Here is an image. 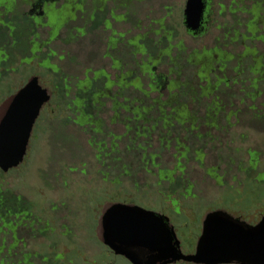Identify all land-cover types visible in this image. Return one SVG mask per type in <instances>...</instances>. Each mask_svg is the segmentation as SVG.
<instances>
[{"label": "trees", "instance_id": "obj_1", "mask_svg": "<svg viewBox=\"0 0 264 264\" xmlns=\"http://www.w3.org/2000/svg\"><path fill=\"white\" fill-rule=\"evenodd\" d=\"M14 1L0 0V54L5 56V63L0 65V90L10 88L12 71L18 72L20 67L29 65L24 61L34 62L32 46L41 35L38 33L41 20L24 12L27 36L23 41L13 38L12 30L17 29L13 14L19 6ZM119 1H122L127 12H118L114 7L118 3L116 0L102 11L92 8V13L91 9L72 14L70 9L73 6L65 4L61 10L51 14L50 24L47 25L58 31L55 41L61 43L65 50L60 55L59 51L49 48L46 55L49 58L53 53L59 54L58 61L62 66H52L50 60L46 59L44 62L53 69L51 73L57 81L53 99L59 104L58 111L65 115L62 118L69 123L76 118L83 126L90 124L82 133L91 137L93 145L98 142L104 146L101 150L110 157L105 161L111 162L107 163V168H118L122 177L130 178L132 172L134 176L136 165V172L147 173L146 166L141 162L144 158L152 159L153 166L160 169L156 177L162 183L176 185L183 181L193 185L189 179L183 178L187 176L191 155L202 167L211 162L226 163L220 158L229 151L232 153L228 157L231 164H234L232 156L243 159L237 167L243 180L260 184L259 179L264 177V152L259 147L250 148L247 142L252 132L264 137V52L259 54L251 47L253 42L264 43V0L254 1L251 8H244L248 0H233L237 7L235 10L220 5V17L226 13L234 20L237 13L244 19H235L232 25H216L219 31L228 26L223 30V37L200 49L189 48L187 41L180 38L182 34L176 33L175 27L167 25L171 12L168 7L164 8V16L158 19L146 16V24L142 28L145 21L139 19L138 10L134 13L136 21L131 20L132 14L128 12L130 0ZM143 1L146 0H138L137 4ZM238 5L242 7L238 8ZM207 15L206 30L197 35L187 30L183 17L181 29L184 37L191 41L206 37L214 26L210 25L214 15L211 6ZM151 22L154 25L149 29ZM124 26L125 30L122 29ZM67 32L71 34L69 38H66ZM47 35L45 44L49 46V31ZM114 36L117 39L113 50L109 46L106 48L107 41ZM221 40L223 44H219ZM247 42L250 43L248 46ZM236 45H244L241 55L234 54L233 47ZM120 51H123L121 56L118 55ZM80 54L83 55V81L78 75L67 72ZM248 58L253 63L250 70L245 72ZM105 66L114 71L109 74L114 80H109L106 85ZM94 74L95 77L91 79L90 76ZM135 100H138V105ZM109 103H115L117 108L111 109ZM185 118L187 121H184ZM136 120L138 131L129 125V122ZM204 123L213 124L216 128L218 142L210 144L205 141V131L201 130ZM110 124L117 125L116 133ZM239 127L245 133L240 135L233 131ZM121 128L129 130L123 132ZM103 136L109 141L107 145L99 138ZM222 136L226 142L222 141ZM110 137H115V141ZM237 140H242L247 146L235 149ZM155 144L158 149H154ZM174 144L179 145L176 154L173 152ZM180 148H184V151H180ZM219 164L215 167L220 168ZM163 165L165 169H161ZM227 169L231 173L232 169ZM216 178L222 183L219 177ZM181 186L177 185V188ZM32 211V203L25 198L3 187L0 189V264H18L10 258L15 255L24 258L20 264H37V255L25 254L24 246L18 248L20 244L24 245V241L18 237L19 232L34 234V229L27 222L11 218L24 213L30 215ZM9 239L12 244L8 246Z\"/></svg>", "mask_w": 264, "mask_h": 264}, {"label": "rangeland", "instance_id": "obj_2", "mask_svg": "<svg viewBox=\"0 0 264 264\" xmlns=\"http://www.w3.org/2000/svg\"><path fill=\"white\" fill-rule=\"evenodd\" d=\"M254 1L256 0H248V3H244V8H251ZM130 2L128 12L132 14V22L136 21L134 13L137 10L140 13L139 19L145 21L146 16L154 19L164 16V8L168 7L171 12L166 21L167 25L175 27V32L182 34L180 38L186 40L191 49L210 46L215 39H221L223 30L228 26L222 27V31H219L216 25H232L235 19H244L237 13L234 20L226 13L223 17L218 15L220 5L224 8L231 7L232 10L237 9L233 0H210L211 11L214 14L210 25L214 26L206 37L191 41L184 37L183 29H181L187 0H146L141 4H137L138 0H130ZM88 3L92 4L93 0H88ZM19 4L13 14L17 29L12 30V33L13 38L23 41L28 33V27L23 23V13L28 11V7L25 3L19 2ZM70 5L76 6L75 4ZM238 6V8L242 7ZM114 7L119 13L127 12L122 1L118 0ZM42 22L45 20L43 19ZM145 24L146 21L142 28ZM152 25L154 24L151 22L148 28L150 29ZM39 28L38 33L41 35L37 43L42 50L37 55L38 59L30 65L20 67L18 74L14 77V83L8 86L10 88L0 90V105L9 92L17 91L18 87L21 88L31 77H38L44 87L52 93L55 92L56 78L49 70L51 67H47L48 63L44 60L47 59L49 48L59 51L61 55L65 47L56 41L46 46L48 29ZM122 29L125 30V26ZM70 36L71 34L67 32L66 38ZM219 44H223L222 40ZM248 44L250 43L247 42V46ZM10 45H13L12 42ZM251 47L255 48L259 54L264 52L263 42H253ZM233 51L235 55H241L244 45L243 47L236 45ZM122 54L123 51H120L118 55ZM82 59L83 55H78V58L73 61L74 65H70L67 72L78 75L83 81ZM24 62L31 63V61ZM50 62L62 66L58 58L54 61L51 59ZM252 63L251 58L246 59L245 72L250 70ZM233 65L236 67L235 62ZM83 88L81 85V89ZM53 101L57 102L56 99ZM135 103L138 105V100H135ZM63 116L65 117L61 114V110L53 116L50 115L49 110L46 111L36 126L25 162L8 174L0 170V189L3 187L10 190L33 205L32 214L24 213V215H15L11 218L18 222H27L28 226L34 229V234L27 231L19 232L18 237L24 241V245L20 244L18 248L24 246L25 254L37 255L38 257H35L37 264H130L127 260L111 254L97 237L98 223L103 208L108 203L133 204L154 213H160L162 210L167 211L168 214L170 212L172 223L180 226L176 228V233L185 254H191L194 251L200 235L198 226L207 213L224 210L233 217L250 224L257 222L259 215L264 214V177L259 179L260 184H255L253 180L245 182L243 175L237 170L239 161L243 160L240 156H232L234 164H231L228 157L232 153L227 151L228 154H223L220 158L226 160V163L211 162L201 167L191 155L192 160L190 159L191 164L187 169V176L183 178L184 180L189 179L197 187L190 197L185 198L181 195L184 194L186 187L184 185H187V182L182 181L176 184L182 186L180 189H175L159 181L156 177L158 170L149 174L136 172L138 167L136 165L135 175L133 176L132 172V177L126 178L120 176L118 168H107V166L100 165L93 154L103 149V146L97 142L91 149L87 141L89 135L75 128L72 123L62 118ZM239 128L233 131L240 135L245 133L241 127ZM99 138L105 141L106 145L108 144L107 137ZM236 142L235 149H244L247 146L242 140ZM247 143L250 148L259 147L264 152L262 135L252 132ZM154 149H158V145L155 144ZM218 164L220 168L215 167ZM165 167L163 165L161 169ZM228 167L232 169L231 173H228ZM215 176L219 177L222 183L220 180L218 182ZM233 178H236L235 182ZM243 181L245 183L240 185ZM169 195L172 196L170 200L178 201L179 208L176 205L171 206L170 203L166 204L165 201H168ZM11 244L12 241L9 239L7 245ZM10 258L12 262L18 264L24 259L16 255Z\"/></svg>", "mask_w": 264, "mask_h": 264}, {"label": "water", "instance_id": "obj_3", "mask_svg": "<svg viewBox=\"0 0 264 264\" xmlns=\"http://www.w3.org/2000/svg\"><path fill=\"white\" fill-rule=\"evenodd\" d=\"M204 0H187L188 31L202 30ZM37 77L0 106V170L18 169L25 161L34 126L51 101ZM97 237L116 257L130 264H264V216L256 226L219 210L206 215L195 252L186 255L169 219L136 205L110 203L103 209Z\"/></svg>", "mask_w": 264, "mask_h": 264}, {"label": "flooded vegetation", "instance_id": "obj_4", "mask_svg": "<svg viewBox=\"0 0 264 264\" xmlns=\"http://www.w3.org/2000/svg\"><path fill=\"white\" fill-rule=\"evenodd\" d=\"M63 0H15L14 2H15V5L16 4H19V2H22V3H25L26 5H27V7H28V11H27V13L28 14H30V15H33L34 17H35V19H39V20H41L39 23H38V25H39V27H41V28H45V29H48V31H49V33H50V43L51 42H54L55 40H56V38L55 37H57V34H58V31H55L53 28H52V26L51 25H47V24H50V16H51V14L52 13H55V12H57V11H59V10H61L62 8H63V6L65 5V4H68V5H70V4H75L76 6H74V8H71L70 9V12H72V14L73 13H76V11H78V13H81V12H84V11H88V10H91L92 8L94 9V10H98V11H102L103 9L105 10L106 9V7L108 6V4H110V3H112L113 1H116V0H93V3L91 4H89L88 3V0H77V1H73V3H71L72 1L71 0H64L63 2H62ZM205 1V3H206V11H205V15H204V20H203V24H202V30H201V32H204L205 30H206V27H207V25H208V9H209V6H210V0H204ZM80 3H82L81 4V6H80ZM20 5V4H19ZM17 6V5H16ZM81 7V8H80ZM92 9V11H91V13L94 11ZM185 11V10H184ZM45 20V22H42V20ZM48 34V33H47ZM116 39H117V37H113V39H110L109 41H107L108 43H107V45H106V48H108V46H109V48H111L112 50H113V45H115V42H116ZM47 40H48V38H47ZM37 42V41H36ZM47 42V41H46ZM40 45L39 44H37V43H34L33 44V46H32V50H33V52H32V57H35V59H34V62H35V60H37L36 58L38 57L37 55L40 53V51L42 50L41 49V47H39ZM49 53H51V51H49ZM5 56L4 55H1L0 54V65H1V63L2 64H4L5 63ZM56 58H59V56H57V54H55V53H53V55L51 54L50 56H49V58H47L46 60H53L54 61V59H56ZM110 61H111V63L114 65V61H113V58H111L110 59ZM33 62H31V63H29V65L30 64H32ZM43 63V62H42ZM49 64L50 65H54L53 64V62L51 63L50 61H49ZM40 67H41V65H39ZM218 67V66H217ZM103 70H104V75H105V85L107 84V82H109V80L112 82L113 80H114V78L111 76L110 77V75L114 72L113 71V69L111 68V70H109V69H107V67L105 66V67H103ZM50 71H53V69H51ZM19 72V71H18ZM18 72H15V71H12V73H11V75H12V80H11V84H13L14 83V81H15V76L18 74ZM17 73V74H16ZM111 73V74H110ZM110 74V75H109ZM0 75H1V68H0ZM108 75V76H107ZM95 77V74L94 75H91L90 76V78L91 79H93ZM31 78H33V77H31ZM31 78H29V80L31 79ZM38 78V77H37ZM39 79V78H38ZM29 80L20 88V87H18V89H17V91H14V92H9L8 94V96H7V98L3 101V103L5 102V101H7L9 98H11L12 96H14V95H16L20 90H22L26 85H27V83L29 82ZM39 82H40V79H39ZM40 84H41V82H40ZM41 86L43 87V88H45V89H47V90H49L48 88H46V87H44L42 84H41ZM49 93L51 94V96H52V98H51V101L42 109V111H41V114H40V117L38 118V120H37V122H36V124H35V126H34V129H33V132H32V136H31V140H30V143H31V141H32V139H33V137H34V134H35V130H36V126H37V124H38V122L40 121V119L42 118V116H43V114L46 112V111H50V115L51 116H53V115H55V114H57L58 113V105L59 104H57V103H55V102H53V93L49 90ZM3 103H1V105L3 104ZM115 103H109L108 105H109V107L111 108V109H114V108H117L115 105H114ZM0 105V106H1ZM114 114V113H113ZM182 121H183V119H182ZM184 121H187V119L185 118L184 119ZM136 122H137V120L135 121V122H129V125L133 128V127H136V125H138V124H136ZM72 124H73V126L75 127V128H78V129H80L81 131H83L84 133H85V131H84V128L85 127H89L90 126V124H88V123H86V125L85 126H83V125H81L80 123H78V121L76 120V118L75 119H73V122H71ZM110 126H112L113 128V130L115 131V128L117 127V125H115V124H113V125H111L110 124ZM195 127H197V125H195ZM94 129H96V126H94L93 127ZM122 129V131L123 132H128V130H129V128H121ZM138 129L139 128H137L136 127V131H138ZM201 130H203V131H205V135H204V137L206 138V142H208V143H212V142H218V135H217V133H216V128L213 126V124L212 125H208L207 123H204V124H202V126H201ZM95 131V130H94ZM116 132V131H115ZM118 134V133H117ZM184 136V135H183ZM225 137H223L222 136V141L223 142H226L227 140L226 139H224ZM111 139L113 140L114 139V141H115V137H111ZM88 145L90 146V148L92 149L93 148V144L91 143V137L89 136V138H88ZM187 145V144H186ZM188 146V145H187ZM224 146H225V144H224ZM104 147V146H103ZM173 147H175V150L173 151L175 154L177 153V147H179V145L178 144H174L173 145ZM29 148H30V145H29ZM179 151V150H178ZM180 151H184V148H180ZM28 152H29V149H28ZM28 152H27V155H28ZM107 152H104V151H102L101 149H99V150H97V151H95V153L93 154V156H94V158L97 160V162L100 164V165H102V166H106L107 165V163L108 164H111V162H109V161H105L106 159H110V157L109 156H107ZM27 157V156H26ZM25 160H26V158H25ZM184 160H182V162H183ZM249 161V157L246 159V164H247V162ZM25 162V161H24ZM141 162H143V165L144 166H146V168H145V170H146V172H147V174H149V173H153L152 171H154V170H158V172H160V169L158 168V167H155V166H153V160L151 159V160H148V159H144V158H142L141 159ZM153 166V167H152ZM157 172V173H158ZM209 177H210V175H208ZM169 186H173V187H175V189H180V187H178L177 188V185H169ZM195 187H197L196 185H186V187L184 188V194H182L181 196L182 197H185V198H187V197H190L191 196V194H192V192L195 190ZM170 191H172V189H170ZM171 195H169V197H168V201H165L166 202V204L167 203H170L171 204V206H173V205H176V206H178V208H179V205H178V201L177 200H170L171 199ZM194 197V196H193ZM108 204H110V203H108ZM108 204H106V205H108ZM123 204V203H122ZM105 205V206H106ZM131 205H133V204H131ZM104 206V207H105ZM104 209V208H103ZM216 211H218V210H216ZM224 211V210H223ZM215 212V211H214ZM102 213H103V211H102ZM209 213H211V212H209ZM209 213H207V214H209ZM156 214H159V215H162V216H164V217H167L168 219H169V222H170V225L171 226H173L174 227V230H175V232H176V228H178V227H180L179 225L178 226H175L173 223H172V220H171V218H170V216H169V214H170V212H169V214H168V212L167 211H161L160 213H156ZM206 214V215H207ZM229 214V213H228ZM206 215L202 218V220H201V223H200V225L198 226V228H199V232H200V235H199V237H198V239L200 238V236H201V234H202V230H203V223H204V220H205V217H206ZM101 216H102V214H101ZM263 216H264V214H262V215H259V217H258V220H257V222H255L254 224H250V223H247L248 225H250V226H256V225H258L259 224V222L262 220V218H263ZM234 218H236V217H234ZM237 219V218H236ZM239 220H241V219H239ZM242 221V220H241ZM243 222H245V221H243ZM177 234V233H176ZM198 239H197V241H196V245H197V242H198ZM196 245H195V248H196ZM107 248V247H106ZM182 248V247H181ZM108 249V248H107ZM108 251L111 253V254H113L109 249H108ZM195 252V249H194V251L191 253V254H193ZM184 253V252H183ZM185 254V253H184ZM114 255V254H113ZM186 255H189V254H186ZM178 264H181V263H178Z\"/></svg>", "mask_w": 264, "mask_h": 264}]
</instances>
